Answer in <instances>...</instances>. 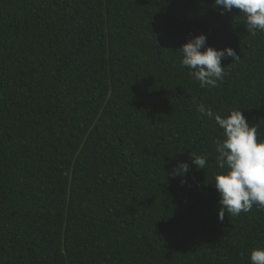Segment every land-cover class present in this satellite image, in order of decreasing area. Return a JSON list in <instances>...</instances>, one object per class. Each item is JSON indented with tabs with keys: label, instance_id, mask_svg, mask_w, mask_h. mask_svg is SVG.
Returning a JSON list of instances; mask_svg holds the SVG:
<instances>
[{
	"label": "trees",
	"instance_id": "1",
	"mask_svg": "<svg viewBox=\"0 0 264 264\" xmlns=\"http://www.w3.org/2000/svg\"><path fill=\"white\" fill-rule=\"evenodd\" d=\"M246 27L212 0H0V264H250L264 209L218 219L221 130L197 111L264 135V32ZM200 33L239 56L215 87L181 66Z\"/></svg>",
	"mask_w": 264,
	"mask_h": 264
},
{
	"label": "clouds",
	"instance_id": "2",
	"mask_svg": "<svg viewBox=\"0 0 264 264\" xmlns=\"http://www.w3.org/2000/svg\"><path fill=\"white\" fill-rule=\"evenodd\" d=\"M212 7L220 14L233 8L243 14L247 32L255 36L264 32V0H212ZM181 54V66L192 70V76L201 87H215L225 76V66L221 60L231 57L239 60L231 47L214 48L207 44L204 33L191 36L178 48ZM197 111L214 119L221 130L213 143L217 171L210 183H214L218 192V219L225 214L237 216L249 212L254 206L264 209V135L249 123L241 110H229V114L220 115L204 105ZM191 163L197 169H205V156L192 155ZM189 171V163L180 161L172 165L173 176H184ZM250 264H264V247H254L249 251Z\"/></svg>",
	"mask_w": 264,
	"mask_h": 264
}]
</instances>
